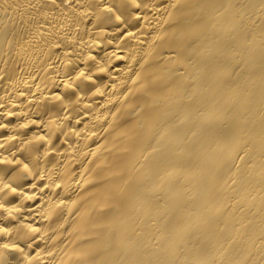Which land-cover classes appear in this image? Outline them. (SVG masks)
Segmentation results:
<instances>
[{
  "label": "bare ground",
  "instance_id": "bare-ground-1",
  "mask_svg": "<svg viewBox=\"0 0 264 264\" xmlns=\"http://www.w3.org/2000/svg\"><path fill=\"white\" fill-rule=\"evenodd\" d=\"M0 264H264V0H0Z\"/></svg>",
  "mask_w": 264,
  "mask_h": 264
}]
</instances>
